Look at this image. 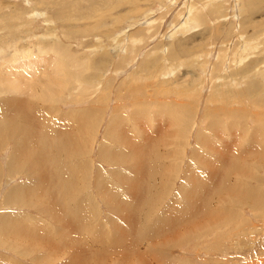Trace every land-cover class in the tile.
Here are the masks:
<instances>
[{
  "label": "rangeland",
  "instance_id": "obj_1",
  "mask_svg": "<svg viewBox=\"0 0 264 264\" xmlns=\"http://www.w3.org/2000/svg\"><path fill=\"white\" fill-rule=\"evenodd\" d=\"M0 76L1 105L8 101L12 107L11 102L17 103L16 99H29L39 109L48 110L54 121L63 119H54L58 115L70 114L76 118V112L82 114L86 110L88 115L92 112L88 151L78 156V160L89 165L81 184L90 185L88 191H93L94 225L98 232L107 233L110 229V215L105 210L101 189L119 191L117 182L128 175L123 170L128 160L120 159L122 146L115 143L116 133L125 129L133 140L141 139V132L146 131L148 140L155 138L153 143H148L154 148L158 135V150L165 152L164 161L170 165L167 176L165 172L162 179L149 182L150 192L144 204L148 212L152 206L149 220H156L164 211L167 215L181 211L184 206L175 201L186 192L182 187L184 182L212 173L209 167L222 169L228 163L216 160L218 156H212L208 149L221 152L227 145L230 153L233 141H238L240 150L244 151L239 152L238 169L227 173V178L243 181L251 191L256 190L264 197V167L259 165L264 161L258 155V158L251 156L254 159L250 161L245 152L246 148L256 147L251 143L259 140L254 132L264 130L262 0H0ZM38 130L31 131L43 140L44 130ZM138 140L134 141L138 143ZM19 144L17 141L16 145ZM34 145L43 149L45 141ZM34 145L29 147L36 148ZM12 147L10 140L0 144V218L6 221L0 222V264H6L4 261L67 263L66 257L57 253L46 256L36 238L26 247L23 239L13 235L15 229L20 232L24 229L23 235L29 230L30 235L43 237L46 233L38 229L52 228L53 220L41 211L45 209L40 199L25 207L7 199L9 190L30 181L28 173L37 172H33L32 161L28 162L31 172L22 161L17 163L20 171L10 170ZM100 151L103 156L99 155ZM113 151L117 157L109 162L105 155ZM47 166L51 164L44 159L40 166L43 173H47ZM222 174L219 172L209 182L205 181L207 175L204 178V198L210 196L218 201L207 202L210 205L208 211L204 208L200 227L192 224L189 229L192 234L190 231L181 234L178 230L183 225L177 224L174 227L178 228L177 241L167 235L171 234L172 226L169 232L157 234L162 253L156 256L157 262L152 258L153 263L264 264V198L259 205H249L244 200L250 199L238 190V195H229L224 190L213 195L212 188L219 190L216 184L222 181ZM38 186L31 188L35 190ZM154 197L159 198L156 204L151 200ZM21 214L33 217L20 220L18 225L9 219L11 215ZM38 220L40 223H35ZM52 224L58 229V225ZM117 225L126 231L123 224L117 222ZM58 232L62 236L53 235L65 239L63 235L67 231L59 228ZM120 232L118 237L122 235ZM99 238L105 240V236ZM95 239L90 243H98ZM142 239L133 251L141 253L138 245H148ZM16 240L28 252L26 248H18ZM106 246L108 250H100V261L117 264L120 256L115 254L113 246H121L110 240ZM142 255L145 263L151 262L150 254L142 252ZM136 257H127L130 264H139Z\"/></svg>",
  "mask_w": 264,
  "mask_h": 264
},
{
  "label": "bare ground",
  "instance_id": "obj_2",
  "mask_svg": "<svg viewBox=\"0 0 264 264\" xmlns=\"http://www.w3.org/2000/svg\"><path fill=\"white\" fill-rule=\"evenodd\" d=\"M254 6H255V3H254ZM186 19H187L186 22H188L189 18H186ZM48 79L51 80V78H48ZM3 82L6 83V81H3ZM45 86L47 87L45 88L47 90L49 87L47 85ZM19 89L20 88H18V90ZM16 100H18L17 103L15 101L13 103L11 102L12 107L8 106L9 105L8 101H6V103L2 102L3 103L2 105L0 104L1 105L0 113L4 112V114H0V144L3 141L7 142L8 140H10V142L12 141L13 143L11 153L9 154V158H11L9 161V167L11 168L10 170H13L15 173H17L18 171H20L18 164H17L18 162L22 161L24 165H27L29 167L28 162L32 161L33 163L31 164L33 166V172L35 171L37 172L28 173L31 178L30 181H26L24 184L22 183V185H17L13 187L11 190H9L7 194V199L13 200L12 203L19 202L17 205L21 204V206H24V207L27 205L29 206L30 203L31 205L36 204V202L33 203V201L35 199H40L39 202H41L40 204L43 205L45 209L41 211H45L46 214L48 213V215L51 216L53 220L52 223H55L56 225H58V229L61 228L67 232H65L63 235V236L66 235L65 239L61 238L62 234L58 232V229L54 228L53 224L50 222L52 228L42 229L40 227L38 229V230H41V232L46 233L44 234L43 237H39V236L35 237L36 235H34V233L33 235H30L29 230L27 234L24 233V235L28 237H24L22 233L24 229L23 231L20 232L18 231V229H15L12 227L13 229H15L13 235L14 237L19 236L18 239H23L26 244V247L32 244V243H29L31 240H33L32 238H36L35 239L36 243L38 244V246H40V248L42 247V249L45 250L44 252H46V256H47V253H57V255L59 256H65L67 259L66 261L67 263L63 262L62 264H102V262L99 259V255L100 254L102 255L100 250H108L105 248L108 246V245L106 246V242L109 240L113 242V244H118L121 246V248L114 247L116 245L113 246L114 250L116 251L115 254L117 256H120L117 260V264H130L131 263L130 258H127V257H130V255L132 256L136 255L137 256L136 258L139 260L138 261L139 264H150V263L155 264L153 263L152 258L155 259V261L157 262L156 256L158 257L159 252H160L159 245H158L160 238H158L157 234L161 233L162 231L169 232L168 230L173 228L171 234H167V235L170 237L169 239L175 238V241H177V239L179 240L178 236H176L178 228H174L177 224H180V226L183 225L182 228L179 227L180 229L178 230V232L181 234L182 232L186 233L190 231L189 229L192 224L195 226H198V228L200 227L199 225L202 223L203 221L202 219H204V215H205L204 208L206 211H208V208L210 205L207 202L211 201L212 199H216V198H210V196L204 198V189L206 188V185L204 183V178L206 175L207 176H206L205 181L209 182L213 177H217L219 172L223 173L222 176L220 177L222 178V181H219L216 184V187H218L219 190L212 188L213 191L215 192V194L213 195L220 193L219 191L221 190L229 191L227 192L229 195L231 194L238 195V192L241 191L243 197L250 199V200H244V202L249 205H254L255 203L259 205L258 203L261 202L262 198H264L256 190L251 191L247 187L246 183H244L243 181H240L238 179L231 180L227 178L226 176L227 173H233L236 169H238L239 164L241 163L240 161L241 153L239 152L244 151V150L242 151L240 150L241 145L238 146V143H239L238 141L236 142L233 141V144L230 145V148H231L230 153H229V150H230L229 146H227L226 144H225L226 146L224 147V150L221 152H214L208 149L212 156L214 157L218 156L217 158L215 157L216 160L218 159L222 161V163H227V162L228 163L227 165L225 164V166L222 165V169L220 167L219 168L209 167L208 169L211 170L212 173L207 171L208 173H205L204 177L196 178L193 181L190 178L184 182L182 187L186 188L185 190L186 192H184V194L180 196L178 195L179 197L176 198V201H175V203L178 204V202H180L181 205L184 206L181 211H179L178 209L174 211L172 215H167L168 212L164 211L166 213L161 212V214L156 217V220H153V221L149 220L150 219L149 217L151 215L149 213L153 211L152 206H151V212H148L147 206L144 205L145 200L148 197V194L150 192L149 182L152 183L151 180H153L154 182V179H157L158 177L162 179L164 177L165 172L167 176V171L170 165L164 161V157L166 156L165 152H161L158 150V146L160 142L159 140L160 138L159 139L157 138L158 135L155 140L156 141L155 143L157 146L156 148H154V147H151L148 143H153V140L155 138L153 139V137L152 138L150 137V139L148 140L149 137L147 136L146 131L142 130L144 134L142 132L141 134L139 133L141 135V139H139L140 141L138 139H134V140H138L139 142H142L146 138L145 142L140 144L139 142L137 143L136 141H134L133 138L129 135V132H127V130L125 129V131H119L116 133L115 143H119L122 146L121 151L123 153L122 155H119L120 159L125 158L128 160V163H126L123 167V170L128 175H126L125 177H121V181L117 182V185L120 188L119 191L114 188H111L112 190L110 191L109 187H106V188L104 187L103 189H101V193H102L101 196H102V201L105 204V210H107L108 215H110V220H108L110 223V224L108 223V225L110 226L109 227L110 229L109 231H107V233L105 230H102L103 232L102 231L98 232L97 225L96 226L94 225V222L96 220V209H95V204L91 200V197H92L91 194H93V191L92 192L88 191V189H90V185H86L84 183L82 186L81 184V181H83L85 178L86 169L89 168L88 167L89 165H87L84 161H80V159L78 160L81 154H84L88 151V145H89L88 143H90L88 128H90L89 125L91 122H89V120H91L90 117L92 115V112L89 111V115H88V112L86 113V110H84V113L82 114H80V112L78 113L76 112L75 113L77 116L76 118H73L72 116L74 115H70V114H66L65 116L58 115L57 118H54V117L53 118L59 119L60 117H62L63 119H60L59 121H54L52 117L49 116L50 112L48 110L44 111L42 109H39L33 101H30L29 99L25 100L22 98L21 100L20 99H16ZM40 128L41 130H44L45 136L43 140L39 137H36V135H33V132H32L33 130L35 129L38 130ZM254 134L259 138V140L257 141L253 140L251 142L253 143L252 145L256 147L246 148L247 150L245 152L248 153L247 155L250 157L249 158L250 161L252 158L251 156L258 155L259 158L262 157V162H263L264 161V147H263L264 130L263 129L256 130ZM148 135L150 136V134ZM257 137H255V139ZM17 141H20L19 145H16ZM41 141H45L44 147L42 146L43 149L37 148V146L34 145V144L40 143ZM26 144L28 145L27 148H26ZM29 145H34V147L36 148H33V147L31 148L29 147ZM221 145L223 146V144ZM210 148L214 149L212 146ZM114 152L115 151L105 155V157L107 158L109 162L110 160L115 159L117 157V155ZM99 155L103 156L102 151H100ZM44 159L47 160L48 164H51V167L47 166V173H43L40 167ZM259 165L264 167V163L262 164L260 162ZM40 170L41 172L39 173ZM23 171H26V169H24ZM29 172H31L30 167H29ZM124 180H127V182H124ZM241 183L243 184L242 186L240 185ZM35 184L36 185L38 184L39 186L35 190H33L31 187ZM159 184H160V181L158 180V185ZM229 184H231L232 187H230ZM159 191L161 190L159 189ZM165 191H168V190H165ZM252 193L255 195V197H253L254 195H252ZM21 194L23 195L22 197H21ZM218 198L221 199L223 198V196L218 197ZM158 199L154 197V199H151V200L152 202L156 204L159 201ZM178 199L180 201H178ZM204 200L206 201L204 202ZM25 215L24 214L11 215L9 216V219L18 225L20 220H25L28 217L30 218L33 217V216H25ZM4 221H5L4 219L1 220L0 218V222L5 223L6 221L5 222ZM36 222L40 223L39 220L35 221V223ZM117 222L120 224H123V226L127 228L126 231H123L122 227L118 229L116 227L118 226ZM33 224H32V227L35 225ZM26 225H28V223H26ZM11 226L13 225H10V228ZM22 226H25V224H23ZM163 226L164 228H162ZM169 226H172V228ZM120 230L122 231L120 232ZM154 230H158V231H154ZM3 232H4V229H3ZM113 232L116 234L115 236L113 235ZM119 232L122 233L120 237H118ZM190 232L192 234V231ZM54 233L60 234L61 236L60 237L58 236L59 238H57V236L53 235ZM6 234L8 233L6 232ZM15 234H18V235H15ZM146 234H150V236ZM99 235L103 237L105 236V240L102 238H99ZM144 235H146L145 236L146 239ZM142 237L144 238L142 239ZM93 238L95 239V241L98 240L97 242L101 244H98L96 242H93V244H91L90 241ZM62 239L64 241H62ZM140 239L145 240V241L147 240L148 245L145 244L147 245L146 247L144 246L141 247L139 244L138 249L139 251H141V253H137L136 251H133V250H134V247L138 244ZM14 243L12 245H14ZM16 245L18 248H22V249L26 248V247L24 248L21 247L18 240H16ZM24 250L28 252L27 248ZM109 250H110V247H109ZM142 252L151 255L150 263L149 262L145 263L146 261H144L142 257L143 256ZM110 259L111 258H109V260ZM105 260H106V257H105ZM171 262L172 261H170L169 263ZM4 263L16 264L11 261L8 263L4 261Z\"/></svg>",
  "mask_w": 264,
  "mask_h": 264
}]
</instances>
